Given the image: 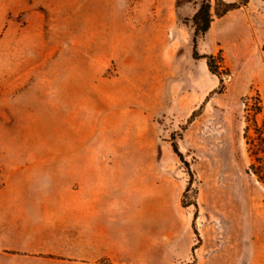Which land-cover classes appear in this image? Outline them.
<instances>
[{
  "label": "rangeland",
  "instance_id": "1",
  "mask_svg": "<svg viewBox=\"0 0 264 264\" xmlns=\"http://www.w3.org/2000/svg\"><path fill=\"white\" fill-rule=\"evenodd\" d=\"M200 2L0 0V264H264V0L216 74Z\"/></svg>",
  "mask_w": 264,
  "mask_h": 264
},
{
  "label": "trees",
  "instance_id": "2",
  "mask_svg": "<svg viewBox=\"0 0 264 264\" xmlns=\"http://www.w3.org/2000/svg\"><path fill=\"white\" fill-rule=\"evenodd\" d=\"M231 7H233V4H224L223 11H226ZM212 19H213V14L211 12L209 0H201L198 8L190 18L191 25L193 27L192 37H191L192 57L195 59H204L209 72L212 74H216V69L214 68L212 56L207 54H198L196 52L197 39L205 34V32L208 30L210 26V23L212 22ZM172 148L174 152L177 153L178 156L180 157V154L178 153L175 144H172ZM259 180L262 181V183L264 184V179L262 177H260Z\"/></svg>",
  "mask_w": 264,
  "mask_h": 264
}]
</instances>
